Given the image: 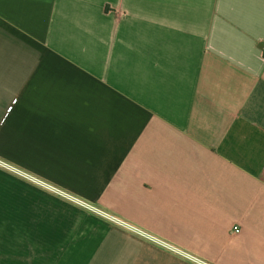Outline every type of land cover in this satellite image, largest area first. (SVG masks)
I'll return each mask as SVG.
<instances>
[{"label": "crops", "instance_id": "1", "mask_svg": "<svg viewBox=\"0 0 264 264\" xmlns=\"http://www.w3.org/2000/svg\"><path fill=\"white\" fill-rule=\"evenodd\" d=\"M0 161V264H264V0H0Z\"/></svg>", "mask_w": 264, "mask_h": 264}, {"label": "built area", "instance_id": "2", "mask_svg": "<svg viewBox=\"0 0 264 264\" xmlns=\"http://www.w3.org/2000/svg\"><path fill=\"white\" fill-rule=\"evenodd\" d=\"M0 166L6 168V169H8V170L13 171L15 174H17V175H19V176H22V177L26 178L27 180H29V181H31V182H33V183H35V184L41 185L42 187H44V188H46V189L53 190L55 193H58V194H60V195H63L62 193H60L59 191H57L55 188H53V187L50 186L49 184H46L45 182H43V181H41V180H38V179H36V178H33V177H31V176H29V175L23 173V172H20V171L16 170L15 168H11L8 164H6V163H4V162H1V161H0ZM77 203L80 204V205H82V206H85L86 208L94 209L93 207H91L90 205L86 204L85 202H83V201H81V200H77ZM94 210H95V209H94ZM233 232H234L235 234H238V233L240 232V228H238L237 226H235V227L233 228ZM157 242L163 244V242H160V241H157Z\"/></svg>", "mask_w": 264, "mask_h": 264}]
</instances>
